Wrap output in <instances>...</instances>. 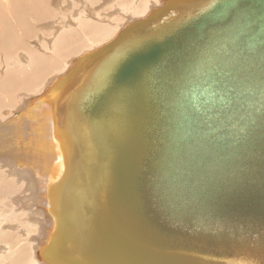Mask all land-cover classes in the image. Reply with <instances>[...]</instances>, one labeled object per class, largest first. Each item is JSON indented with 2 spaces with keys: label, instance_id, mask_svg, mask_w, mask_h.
Returning a JSON list of instances; mask_svg holds the SVG:
<instances>
[{
  "label": "water",
  "instance_id": "1",
  "mask_svg": "<svg viewBox=\"0 0 264 264\" xmlns=\"http://www.w3.org/2000/svg\"><path fill=\"white\" fill-rule=\"evenodd\" d=\"M176 3L82 59L100 57L74 114L84 195L113 264L264 256V0Z\"/></svg>",
  "mask_w": 264,
  "mask_h": 264
},
{
  "label": "bare ground",
  "instance_id": "2",
  "mask_svg": "<svg viewBox=\"0 0 264 264\" xmlns=\"http://www.w3.org/2000/svg\"><path fill=\"white\" fill-rule=\"evenodd\" d=\"M137 1L132 0L129 4L125 1L128 6L124 3L120 6L112 0H98L97 3L96 0H0V35L6 37L0 48L8 57L17 54L24 62H18L16 67L14 63L7 62L6 77H13L12 85L8 82L4 84L6 80L0 81V197L11 192L15 182L30 191L29 196L19 198L21 207L18 206L29 214L30 229L39 228L38 224L43 217L41 235L31 246V255L34 252L36 260L31 257L30 261H26L23 255L26 252L20 245V238H27L25 229L16 227L20 226L16 225L17 223H13L16 226L1 225L0 238L13 237V243L9 242L3 247L4 252L10 254L11 264L114 262L113 254H106L102 247L96 246V236L89 220L93 202L84 195L87 175L81 160L85 158L82 152L85 151L83 146L86 137L81 125L75 122L74 114L75 106L90 84L100 57L95 56L90 61L82 59L109 44L130 24L146 19L153 12L156 13L168 1L177 2L171 7L178 9L175 16L178 19L205 10L213 0ZM66 7L71 9L69 13ZM107 8L114 9L106 12ZM169 9L159 14L160 17L154 16L155 22L171 14L172 10ZM119 13H125L131 18L123 23H116L117 19L114 18H117ZM114 15L117 17L112 18ZM27 20L53 31L50 33L53 36L51 40L44 34L36 33L39 43L44 41L47 55L33 52L23 44L28 43L30 38V32L25 29ZM12 26L19 32L15 30L16 33L11 35ZM54 69H57L58 73H55ZM46 74H49L48 80H45ZM67 76H71L68 81ZM14 84L19 94L22 91L34 93L28 94V98L23 99L25 101L18 105L19 107L16 106L15 110L5 107L8 105L2 100H11L9 91L6 92L4 86L10 87ZM40 84L39 87L43 88L40 91L39 88L34 90ZM3 175L10 178L13 184L3 186L5 179L8 180ZM99 198L105 207V200L108 199L104 195ZM17 201L18 198L16 203ZM13 203L15 204V200ZM34 206L38 212L33 210ZM104 210L111 211L110 205L107 204ZM108 219L109 215L105 220ZM7 221V217L0 216V224ZM25 226L26 224H22L21 227ZM50 243L54 248L50 251L43 250ZM14 255L17 261L12 260ZM47 257L54 259L55 263ZM211 260L216 264H264L263 255L256 256L248 252L235 253L232 258L211 257ZM9 262L5 260L0 264Z\"/></svg>",
  "mask_w": 264,
  "mask_h": 264
},
{
  "label": "rangeland",
  "instance_id": "3",
  "mask_svg": "<svg viewBox=\"0 0 264 264\" xmlns=\"http://www.w3.org/2000/svg\"><path fill=\"white\" fill-rule=\"evenodd\" d=\"M94 2H95V0H93ZM109 1H111V0H109ZM112 1H116V4L118 5H120V6H123L122 5V3H124V5L126 4V2L125 1H127L128 3L127 4H129L130 2H132V0H112ZM118 1V2H117ZM143 0H138L137 2L138 3H140V2H142ZM98 2V0H96V3ZM126 4V5H127ZM128 6V5H127ZM126 6V8H128ZM114 8H112L111 10H109V8H107V10H106V12H110V11H112ZM66 10H67V13H69L70 12V8L68 9L67 7H66ZM115 10H116V8H115ZM117 15H118V17H117ZM117 15H114L112 18H114V17H117V18H114V20L115 19H117V20H115V22L116 23H123L124 21H127V20H129L131 17L129 16V15H127V14H125V13H119V14H117ZM124 17H125V19H124ZM128 18V19H127ZM122 20V22H121V20ZM32 20H27L26 22H25V25H26V27H25V29L28 31V32H30V34H29V36L28 37H30V38H28V43L26 42V43H24L23 42V44H25V46L28 48H30V49H32L33 50V52H38L39 54H43V55H47L48 53H47V51L45 50V48H44V45H45V43H44V41H41L40 43H39V40H38V38H37V34L36 33H38V34H44L45 36H47V38H50V40L52 39V34H50L51 32H53V31H48V30H46V29H43V28H41V27H39V25H37V23H35V22H31ZM13 23V22H12ZM130 23V22H129ZM27 24H28V26H27ZM30 24V25H29ZM14 26V25H13ZM12 26V28L10 29L11 31H10V33H11V35L13 34V33H16V32H19V30H17L16 28L14 29V27ZM31 27V28H30ZM34 27V28H33ZM32 28H33V30H32ZM13 29V30H12ZM36 29V30H35ZM15 30H16V32H15ZM46 30V31H45ZM32 31V32H31ZM19 34H21V33H19ZM56 35H57V32H56ZM5 36L4 35H0V47L3 45V42H5ZM36 46V47H35ZM46 46L48 47V44L46 43ZM28 48V49H29ZM39 50V51H38ZM15 51V50H14ZM45 52V53H44ZM8 54H6L4 51H2V49L0 48V81L1 80H6V82L4 83V84H6L7 82L8 83H12L13 82V77H6L8 74H6L7 73V68H8V66H7V62H9V63H14V65H15V67L17 66V64H18V62L19 63H23L24 64V62H23V60H22V58H19L18 56H17V54L16 55H14V56H7ZM13 55V54H12ZM17 56V57H16ZM14 57V58H13ZM18 58H19V60H18ZM11 61H14V62H11ZM22 61V62H21ZM5 68V69H4ZM56 70V71H55ZM54 71H55V73H58V70L57 69H54ZM50 74V73H49ZM49 74H46V76H45V80H48V76L47 75H49ZM3 77V78H2ZM47 77V78H46ZM46 82V81H45ZM13 84V83H12ZM11 84V85H12ZM42 85H44V83L42 84ZM39 86H41V84L40 85H37L36 86V89H34V90H37L38 88H39V91L43 88V87H39ZM8 88V89H7ZM11 89H12V91H11ZM4 90L7 92V91H9L8 92V94L10 95H8L10 98H11V100L8 98V100H6V98H2V100L5 102V103H7V105L8 106H5V107H7V108H11V109H13V110H15V109H17V107H19L20 105H22V102H24L27 98H28V94L29 95H33L34 93L33 92H24V91H22V92H20V94H19V92L17 91V88H16V85L14 84V86H8V87H5L4 86ZM10 92H12V93H10ZM38 92V91H37ZM15 93H16V95H15ZM31 93V94H30ZM27 96V97H26ZM23 99H25V100H23ZM13 100H15V102H13ZM22 100V101H21ZM7 101H10V102H7ZM19 101V102H18ZM17 102H18V104H17ZM19 105V106H18ZM17 106V107H16ZM15 107V108H14ZM3 110V109H2ZM2 170V168L0 167V171ZM0 174L2 175V173L0 172ZM3 176H5V175H3ZM5 177H7V176H5ZM8 178V177H7ZM10 185V184H13V182L11 181V179L10 178H8V180L7 179H5V181L3 182V186L4 185ZM30 191H26V189L24 188V187H20V185H18L17 183H15L14 182V187L12 188V190H11V192H9L7 195H5V196H1L0 198V216H5V217H7L8 218V221L7 222H5V223H2V224H0V228L3 226V225H7V226H12V225H14L13 223H17L16 225H20V226H16V225H14V226H16V227H20V228H24L25 229V231H26V233H28L27 234V238L25 237H21L20 238V245H21V247H23V249H25L24 251L26 252V254L24 253L23 255H24V257L26 258V261L28 260V261H30V259H31V257H32V259L34 260L35 259V257H34V252H32V255H31V251H32V249H31V246L35 243V240L36 239H38L39 237H40V235H41V226H42V224H43V217H41V223L40 224H38V226H39V228H37V229H35L34 227L32 228V229H30L31 228V226H29V223L31 222L29 219H30V217H29V214L27 213V211H24V209L23 208H19V207H21V201H19V198H24V197H27V196H29L30 195V193H29ZM23 193V194H22ZM19 194H21V195H19ZM26 194V195H25ZM24 196V197H23ZM17 198H18V201H17V203L19 204H17L16 203V200H17ZM14 200H15V204L13 203L14 202ZM4 207H3V206ZM19 206V207H18ZM7 207H8V209H7ZM10 207V208H9ZM36 206H34L33 207V210L35 211V212H38L37 210H36V208H35ZM35 208V209H34ZM18 209V210H17ZM20 210V211H19ZM22 210V211H21ZM14 211V212H13ZM26 214H28V215H26ZM32 216V215H31ZM25 219H27L28 220V223H27V220H25ZM25 220V221H24ZM9 222V223H8ZM22 224L23 225H25L26 224V226L25 227H21L22 226ZM2 225V226H1ZM30 225H32V223L30 224ZM7 226H5V227H7ZM29 227V229H28V227ZM36 230V231H34V230ZM22 230V229H21ZM29 231V232H28ZM13 232V231H12ZM32 232V233H31ZM37 232V233H36ZM14 233V232H13ZM32 234V235H31ZM39 234V235H38ZM34 237V238H33ZM13 237H11V239H12ZM11 239H9V238H5V239H3V238H0V262L1 261H5V260H7V262H9L10 261V259H9V257H10V254L9 253H7V252H4V248L3 247H5V245L6 244H9V242H12L13 243V239L11 240ZM33 243H32V242ZM15 253V252H14ZM22 255V256H23ZM12 260H16V257H15V255H14V257H13V259ZM36 260V259H35ZM17 261V260H16ZM8 264H11V262H9Z\"/></svg>",
  "mask_w": 264,
  "mask_h": 264
}]
</instances>
